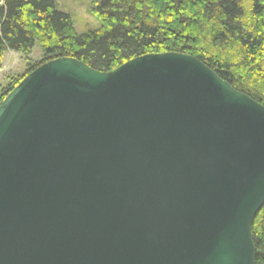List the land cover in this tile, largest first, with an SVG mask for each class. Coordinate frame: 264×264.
I'll list each match as a JSON object with an SVG mask.
<instances>
[{
	"label": "water",
	"instance_id": "95a60500",
	"mask_svg": "<svg viewBox=\"0 0 264 264\" xmlns=\"http://www.w3.org/2000/svg\"><path fill=\"white\" fill-rule=\"evenodd\" d=\"M264 105L195 56L46 61L0 103V264H257Z\"/></svg>",
	"mask_w": 264,
	"mask_h": 264
},
{
	"label": "trees",
	"instance_id": "16d2710c",
	"mask_svg": "<svg viewBox=\"0 0 264 264\" xmlns=\"http://www.w3.org/2000/svg\"><path fill=\"white\" fill-rule=\"evenodd\" d=\"M91 1L102 27L79 34L55 0H0V66L8 49L29 55L37 43L44 58L32 70L73 57L108 72L137 56L183 53L264 105V0ZM252 233L264 264V205Z\"/></svg>",
	"mask_w": 264,
	"mask_h": 264
},
{
	"label": "rangeland",
	"instance_id": "374dc122",
	"mask_svg": "<svg viewBox=\"0 0 264 264\" xmlns=\"http://www.w3.org/2000/svg\"><path fill=\"white\" fill-rule=\"evenodd\" d=\"M55 4L57 10L70 14L77 33L83 34L101 29L100 21L92 13L91 0H55ZM43 58V52L38 43L29 55L7 50L0 66V103L6 90L24 78L34 66L43 61Z\"/></svg>",
	"mask_w": 264,
	"mask_h": 264
}]
</instances>
